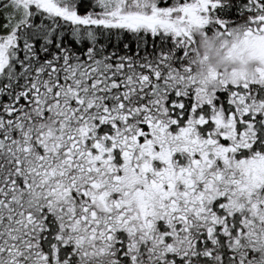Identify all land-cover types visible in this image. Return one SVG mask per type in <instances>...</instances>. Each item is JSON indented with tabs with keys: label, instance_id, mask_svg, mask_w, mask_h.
<instances>
[{
	"label": "snow or ice",
	"instance_id": "1",
	"mask_svg": "<svg viewBox=\"0 0 264 264\" xmlns=\"http://www.w3.org/2000/svg\"><path fill=\"white\" fill-rule=\"evenodd\" d=\"M0 264H264V0H0Z\"/></svg>",
	"mask_w": 264,
	"mask_h": 264
}]
</instances>
